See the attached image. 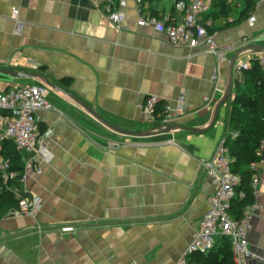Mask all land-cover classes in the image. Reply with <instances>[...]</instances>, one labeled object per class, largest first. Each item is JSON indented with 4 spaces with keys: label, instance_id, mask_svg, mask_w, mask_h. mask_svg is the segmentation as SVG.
<instances>
[{
    "label": "crops",
    "instance_id": "obj_1",
    "mask_svg": "<svg viewBox=\"0 0 264 264\" xmlns=\"http://www.w3.org/2000/svg\"><path fill=\"white\" fill-rule=\"evenodd\" d=\"M123 1V4H122ZM227 14L232 0H206ZM236 25L217 28L225 60L207 51L174 45L162 32L138 23L136 0H118L126 15L117 27L95 0H0V92L18 86L50 87V110L37 113L42 144L52 155L41 172L28 170L26 190L39 196L31 215L0 219V264H176L201 230L215 186L206 164L227 136L229 109H215L228 86L230 60L244 46H264V0ZM239 20L244 0L232 3ZM23 23L16 32L13 10ZM149 8L160 19L175 13L171 0ZM249 13L255 17L250 25ZM150 15V12L145 13ZM155 16V15H154ZM264 50L250 49L236 61L250 62ZM217 79L213 81V72ZM243 70L234 77L243 81ZM185 97L184 114L172 124L205 130L153 131L162 122L144 112L149 96L163 106ZM235 97L233 88V98ZM110 124L139 136L115 132ZM171 125V124H170ZM257 202L249 247L264 264V159L257 166ZM74 226L73 232H61Z\"/></svg>",
    "mask_w": 264,
    "mask_h": 264
},
{
    "label": "built area",
    "instance_id": "obj_2",
    "mask_svg": "<svg viewBox=\"0 0 264 264\" xmlns=\"http://www.w3.org/2000/svg\"><path fill=\"white\" fill-rule=\"evenodd\" d=\"M175 13L180 17L178 22L175 16L167 15L163 19L154 15H145L142 12L143 0H136L139 12L138 23L141 26H151L157 31L164 33L174 45H184L191 48L206 47L207 51L225 60V47L216 42V33L209 32L207 26L211 21L203 22L204 14L212 10L206 0H171ZM95 3L105 12L108 20L114 26H119L126 15L115 8L114 0H95ZM123 4V1H122ZM13 18L16 22V32H21L23 23L17 18V9L13 10ZM250 25L255 22V17L249 13ZM264 68V56L256 58ZM250 67V62H238L235 70H245ZM213 81L217 79V72H213ZM50 87L46 85H25L18 86L5 92H0V175L5 184L19 179L17 174L11 170L9 161L1 155L5 140H11L15 149L24 154L30 155L26 160L25 172L19 179L23 184V196L17 193L19 209L16 216L31 215L41 208L39 196L29 197L26 190L28 170L35 168L36 173L41 172L40 160L49 163L52 155L42 144L37 113L41 110H50L48 101ZM158 98L149 96L142 104L144 112L153 122ZM185 97L181 95L174 106H165L162 122L153 131L157 132L167 128L184 114ZM260 151L264 152V139L261 142ZM255 163L251 167L257 169ZM215 192L210 198V208L203 216L201 230L190 242L186 252L176 264H187V257L193 252L206 253L213 250L220 237H229L232 241V252L235 264H251L256 257L249 247L248 234L251 230L252 210L254 206L245 210L240 221L235 220L229 210L233 198L236 195L235 186L239 183V176L232 170V163L229 158V149L226 146V137L223 138L215 151L213 159L206 164ZM259 176L254 178L253 186L256 190ZM61 232H73L74 226H63Z\"/></svg>",
    "mask_w": 264,
    "mask_h": 264
},
{
    "label": "trees",
    "instance_id": "obj_3",
    "mask_svg": "<svg viewBox=\"0 0 264 264\" xmlns=\"http://www.w3.org/2000/svg\"><path fill=\"white\" fill-rule=\"evenodd\" d=\"M155 0H143L142 12H150L161 18L157 12L149 8V4ZM227 3V14L223 16L218 10H212L208 15L213 22H220L221 28L236 25L248 12L254 10L255 0H244L245 7L240 13L239 20L229 21L230 12L233 10L232 3ZM115 8L118 0H114ZM209 32L217 30L214 26H207ZM243 81L234 77L235 97L227 102L229 117L227 120L226 146L229 149V158L232 163V170L239 176V183L235 186L236 195L230 207L231 216L240 221L247 208L256 204L257 198L253 186L254 178L258 175L257 169L251 166L260 163L264 159V152L260 151L261 142L264 139V68L257 59L251 61V66L242 71ZM165 106L158 102L154 115L156 119H162ZM42 130L40 129V134ZM1 155L11 165V170L21 178L25 172L26 160L30 155L19 152L15 149L11 140H5ZM19 179L7 184L0 175V219L13 216L19 209L17 193L23 196V184ZM187 264H235L232 252V241L229 237H220L213 250L206 253L193 252L187 257Z\"/></svg>",
    "mask_w": 264,
    "mask_h": 264
},
{
    "label": "water",
    "instance_id": "obj_4",
    "mask_svg": "<svg viewBox=\"0 0 264 264\" xmlns=\"http://www.w3.org/2000/svg\"><path fill=\"white\" fill-rule=\"evenodd\" d=\"M250 49H260V50H264V46H259V45H249V46H244L242 48H240L239 50H237L235 52V54L232 56L231 60H230V67H229V80H228V86L227 89L225 91L224 96L221 98V100L219 101V103L216 106L215 109V114L213 117V120L209 126V128L213 127L214 124L216 123L217 119H218V115H219V110L220 107L224 104H226L227 102H229L232 98H233V88H234V74H235V64L236 61L239 57V55L247 50ZM0 72H4L13 76H24V77H43L40 74H24V73H20V72H16V71H11L9 69H0ZM99 122H101L102 124L106 125L107 127H109L110 129L114 130L117 133L120 134H125V135H131V136H139L141 135V133L139 132H131V131H127V130H123L117 126H114L112 124H110L109 122H107L106 120H104L100 115H98L93 109H91L90 107L86 106L85 104H82ZM175 129H182V130H186L192 133H203L205 130H198L195 128H191V127H185V126H181V125H177V124H171L169 125L167 128L157 131L156 133H168L172 130Z\"/></svg>",
    "mask_w": 264,
    "mask_h": 264
}]
</instances>
